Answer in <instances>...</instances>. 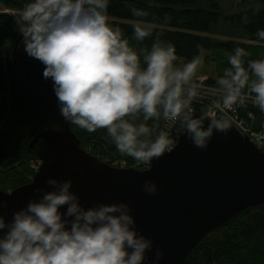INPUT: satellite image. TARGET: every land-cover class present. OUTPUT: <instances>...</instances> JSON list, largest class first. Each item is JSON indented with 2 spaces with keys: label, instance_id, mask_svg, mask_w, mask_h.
I'll return each mask as SVG.
<instances>
[{
  "label": "clouds",
  "instance_id": "obj_1",
  "mask_svg": "<svg viewBox=\"0 0 264 264\" xmlns=\"http://www.w3.org/2000/svg\"><path fill=\"white\" fill-rule=\"evenodd\" d=\"M109 4L29 0L21 11L23 50L44 65L43 77L53 82L60 116L88 132L105 129L116 150L138 166L171 151L170 136L157 130L155 122L161 119L202 150L216 131L227 133V121L206 120L190 108L200 87L194 79L200 59L177 66L175 45L159 32L150 49L137 52L121 29L108 22ZM131 11L136 17L146 15L135 7ZM132 30L137 42L153 34L142 21ZM257 35L264 39V29ZM248 55L236 47L228 57L230 67L216 83L225 108L243 103L247 89L264 111V59H246ZM46 183L51 190L36 188L39 198L15 211L10 221L0 215V264H145L154 242L138 230L129 204L86 207L71 179L49 177ZM143 191L156 195L159 188L148 179ZM163 255L156 249L151 264H159Z\"/></svg>",
  "mask_w": 264,
  "mask_h": 264
},
{
  "label": "trees",
  "instance_id": "obj_2",
  "mask_svg": "<svg viewBox=\"0 0 264 264\" xmlns=\"http://www.w3.org/2000/svg\"><path fill=\"white\" fill-rule=\"evenodd\" d=\"M27 3L29 0H0L5 8L21 11ZM233 5L241 9L224 15L216 0H110L108 22L121 29L137 52L150 49L158 32L175 45L177 58L186 62L208 52L204 60L214 65L206 83L218 87L217 78L230 67L228 57L236 47L248 52L246 59H264V39L257 35L264 29V0H234ZM132 7L146 15L133 16ZM137 21L153 29L143 42L132 35V25ZM19 28L12 17L0 12V189L5 191L31 180L35 172L31 163L37 158L29 142L43 129L55 128V116L60 115L42 93L27 84L25 73L19 69H26L34 88L45 91L57 105L53 82L43 77L44 65L24 52L22 41L16 49V62L12 59ZM252 109V125L258 128L264 122V111ZM195 111L204 114L199 107ZM155 123L161 130L162 119ZM70 129L82 148L110 164H136L116 150L105 129L88 132L72 124ZM183 264H264V203L243 209L204 235Z\"/></svg>",
  "mask_w": 264,
  "mask_h": 264
},
{
  "label": "water",
  "instance_id": "obj_3",
  "mask_svg": "<svg viewBox=\"0 0 264 264\" xmlns=\"http://www.w3.org/2000/svg\"><path fill=\"white\" fill-rule=\"evenodd\" d=\"M21 39L20 35L12 52L14 63ZM19 69L25 73L27 84L42 93L59 113L47 93L34 88L26 69ZM62 125V129L45 128L30 140L29 147L40 162L31 180L11 191L0 189V215L6 221L29 200L39 198L41 193L35 192L36 188L51 190L47 178L71 179L72 190L86 207L129 204L138 230L154 242L145 264L155 259L156 249L164 252L159 264H183L204 235L243 209L264 203V151L232 124L227 133L216 131L203 150L186 136H177L174 126V147L143 169L110 164L82 148L63 117ZM148 179L158 185L156 195L143 191ZM4 202L7 207L2 206Z\"/></svg>",
  "mask_w": 264,
  "mask_h": 264
},
{
  "label": "built area",
  "instance_id": "obj_4",
  "mask_svg": "<svg viewBox=\"0 0 264 264\" xmlns=\"http://www.w3.org/2000/svg\"><path fill=\"white\" fill-rule=\"evenodd\" d=\"M197 83L200 87L197 89L198 96L190 104L192 111H195V108L199 107L204 112V115L213 119L227 121L228 124L234 125L241 134L248 136L259 149L264 151V122L258 128L252 125L255 120L252 108L257 107L250 98L253 94L245 90L243 103L237 102L231 108H225L222 102V92L217 86L208 85L204 81ZM174 126L172 122H167L162 119L161 130H165L170 136L172 141L171 149L176 144V141L171 137ZM124 165V162L120 163V166ZM38 166L39 163H37L35 169H38ZM148 166L149 164L134 165L138 169L147 168Z\"/></svg>",
  "mask_w": 264,
  "mask_h": 264
},
{
  "label": "rangeland",
  "instance_id": "obj_5",
  "mask_svg": "<svg viewBox=\"0 0 264 264\" xmlns=\"http://www.w3.org/2000/svg\"><path fill=\"white\" fill-rule=\"evenodd\" d=\"M234 0H216V2L219 4L220 8L223 11L224 15H228L233 12L239 11L241 8L236 7L233 5ZM0 12L1 13H7L10 17L14 19L15 22L19 24V26L22 24L21 20V10H16V9H9L5 8L3 5L0 4ZM208 54V52L203 51L202 55L198 58L201 61L200 66L197 69L196 76L194 77L195 81L197 82H205L208 79V77L211 76V72L213 70V65L214 63L211 61V63H207L204 60V56ZM177 66H183V64L187 63L183 59L177 58V60L174 62ZM55 128L60 129L62 128V117L59 115V117L56 115L55 116V123L53 125ZM38 161L36 160L35 162L31 163V167L35 169V166L37 165ZM114 165H117L116 163H112Z\"/></svg>",
  "mask_w": 264,
  "mask_h": 264
},
{
  "label": "bare ground",
  "instance_id": "obj_6",
  "mask_svg": "<svg viewBox=\"0 0 264 264\" xmlns=\"http://www.w3.org/2000/svg\"><path fill=\"white\" fill-rule=\"evenodd\" d=\"M235 216V215H234ZM221 225V224H220Z\"/></svg>",
  "mask_w": 264,
  "mask_h": 264
}]
</instances>
